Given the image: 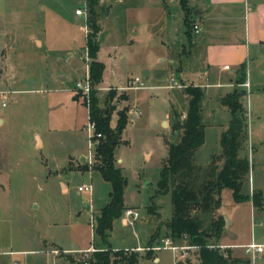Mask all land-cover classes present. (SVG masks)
Instances as JSON below:
<instances>
[{
  "label": "rangeland",
  "instance_id": "374dc122",
  "mask_svg": "<svg viewBox=\"0 0 264 264\" xmlns=\"http://www.w3.org/2000/svg\"><path fill=\"white\" fill-rule=\"evenodd\" d=\"M107 1L94 0L98 24ZM6 2L11 6L15 0ZM157 3L158 0L128 1V15L140 19L138 27H144L146 19L152 24L149 33L153 56L157 49H161L160 42L153 38L160 34L157 21L153 24L159 19ZM77 8L84 9L86 14L77 16ZM24 10L28 17L30 15V24L24 26L22 32H38L47 42L49 53L44 57V54L34 52L23 37L18 41L16 37L10 47L12 65L9 63L8 80L6 85L0 82L7 93L4 105L0 95V264H78L80 260L89 259L93 251L107 249L112 252V261L117 258V264H126L125 260L131 253L138 255L137 261L131 264H175L177 260L184 263L187 259L200 264L196 258L197 248L190 249L185 258L178 256L174 263L175 251L162 247L166 223L173 212L170 193L161 194L157 185L161 162L167 155L163 135L170 128L165 120H169L173 113L168 102V89L146 90L151 95L142 97L139 109L136 107L141 110V115L122 129V139L119 134L117 136L113 154L126 180L124 204L130 207L126 209H132L138 215L132 220L131 216L125 215V209L113 222L107 241H102L94 232L96 216L109 201L110 185L97 170L81 171L70 161L79 158L78 153L87 156L90 149L85 128L88 117L84 116L90 93L75 89L80 100L75 103L72 99L74 92L69 87L85 76L84 58L89 62L81 26L90 15L88 0H36L35 7L31 5ZM114 23V15L103 18L97 57L108 68L117 57L115 66H121L126 75L140 74L135 72L132 54L136 48L122 42L129 34L124 32L118 37L120 33L112 32ZM71 38L81 51L74 58L71 57L74 48L71 45L65 47ZM21 47L24 53L14 55ZM119 53H123L125 58L119 60ZM14 59L19 63L15 65ZM1 61L0 56V73ZM250 63L247 69L252 91L250 89L242 98L248 110L249 136L245 151L250 167L243 191L259 189L264 200V59L260 62L252 59ZM228 72L234 73L233 67ZM56 74H68L66 87L57 80ZM43 78L46 83L41 87ZM165 82V77H160L154 85H164ZM238 86L246 92L247 86ZM95 90L98 106L105 108V97L111 90L106 93L98 88ZM136 92L140 91L131 90L130 97ZM45 96L49 97L47 108L43 107ZM107 101L109 103V99ZM207 103L202 117L205 143L195 151V163L203 167L220 153V134L228 125L230 116L228 108L219 102L215 93ZM166 111L167 116L164 117ZM35 132L43 136V147L37 145ZM166 137L167 142L175 141L176 134L171 132ZM144 152L150 154V159H146ZM78 164L92 165L87 158L83 164ZM202 173L199 172V178ZM85 183H89L92 190L79 192L77 187ZM221 201L220 209L224 216L232 219L228 228L230 234L224 240L264 242V205L253 207L250 201L237 202L229 188L223 189ZM86 203L90 205L89 209ZM202 216L206 222L211 218L207 213ZM149 243L160 249H153L151 257L145 258ZM218 244L221 249L227 248L219 240ZM87 246L89 248L83 249ZM55 250L57 252L54 253ZM155 254L160 256L159 262L152 259ZM240 256L248 258L245 251ZM259 263L258 258L254 264Z\"/></svg>",
  "mask_w": 264,
  "mask_h": 264
},
{
  "label": "crops",
  "instance_id": "0c3cea01",
  "mask_svg": "<svg viewBox=\"0 0 264 264\" xmlns=\"http://www.w3.org/2000/svg\"><path fill=\"white\" fill-rule=\"evenodd\" d=\"M128 1L129 0H109L103 5V8L107 6L109 9L108 12L105 13L104 8L103 15L99 19L98 25H100V29L97 32L96 41L99 42L100 47L101 41H99V37L102 30L101 24L103 18L114 15L115 23L112 32L120 33L117 35L118 37L124 32L125 34H129V37H125L122 42L129 47L136 48V51H138H132V54L135 58L134 62L136 64L135 72H140V74L137 73L131 77L126 75V71L121 69V66H115L117 63V57L114 56L115 59H112L113 65H111L110 68L104 64L102 72L103 77L97 88L98 90H102V93H106L109 90H116L115 98L112 101V105L115 108L111 111L109 121L112 128H116L118 110L124 107L128 108L126 112L127 124L134 123L133 118L140 116L142 112L139 110V113L136 115L133 113L132 109L136 107L139 109L138 106H140V100H143L142 97L151 95L149 94V91L146 90L168 89V102L170 104V110L173 112L172 117L168 115L169 120H165V124L170 128L169 132L163 135L165 148L168 149L166 142L167 139L165 141V137L172 132L171 126L174 123L173 118H175V114L180 115V118L184 117L188 109V100L190 96L185 91L184 87L186 85H198L204 90V96L201 101V120L203 117V107L208 104L207 102L211 98L212 93L217 95L220 102V97L235 87L234 80L237 76L238 68L241 65H244L246 69L245 82L248 83L246 85V93L250 89V91H252L250 74L248 75V69L251 65L250 62L252 59L257 60L258 62L264 59V0H186V6L191 11L189 19L192 24L197 23L199 25L198 32H194L192 27L188 30L187 23L185 22V10L183 6H181L180 0H158L157 7H159L158 9L160 10L159 19L155 21H153V19L152 21L153 24L157 21L160 34L153 38H156L158 42H160L161 49H157L154 56L152 55L151 35L149 33L152 31L150 29L152 24L150 25V20L146 19L145 26L138 27L137 23L140 19L138 20L137 18L128 15ZM0 2V56L3 64L0 73V82L2 81L1 84L6 85L8 80L7 73L9 71V63L12 65V61L10 60L12 55L10 47L15 42L13 40H15L16 37L17 41L20 37H23V41H27L29 46L33 47L34 52L44 54V57L49 53V49L47 50L48 44L38 32H31L30 30V32L26 30V33L24 30V33L22 32L23 27L30 24V15L28 17V12L24 10V8H30L31 5L35 7L36 0H15L14 4L11 6L6 5V0H1ZM75 14L77 16L82 15H78L76 11ZM85 24L84 20L81 25L85 33L84 49L86 48L87 43ZM146 31L148 34H146ZM70 45L74 48L71 51V57L74 58V56H79L81 51H78L77 49L79 47L78 43H73L71 38V42L69 40V43H67L65 47H69ZM21 49L22 47L18 48L14 55L18 56L21 53H24ZM118 57L119 60L125 58L123 53H119ZM14 62L15 65L19 63L15 59ZM84 62L87 70L88 61L85 60V58ZM225 66H228V68H225ZM66 67L70 70L72 69V66L66 65ZM231 67H233L234 70V73L232 74L228 72ZM141 75L142 77H140ZM67 76L68 74H56L57 80L63 83L64 87L67 86ZM135 76H139L144 81V87L128 88V85ZM160 77H165V84L154 85V82ZM41 82L40 86L42 87L44 83H46V79L43 78ZM245 82L240 85L245 86ZM1 86V104L4 105L3 99L6 97L4 98L3 94L5 93L7 95V93L6 89H3ZM69 87L71 88V91L74 92V95L72 96L73 101L78 103L80 100L75 94L77 91L74 88V82L69 84ZM131 90H138L140 92H136L137 94L133 95L131 98L129 93ZM43 100V107L45 106V108H47L49 97L45 96ZM81 104L83 105L84 103L81 102ZM114 113H116V117L114 116ZM85 115L89 117V108L87 112L84 113V116ZM165 116H167V111L165 112L164 117ZM113 121L116 123L114 124ZM84 124L85 123L83 122V125ZM121 133L122 130H119L120 139H122ZM34 134L36 136L37 145L43 147L45 144L43 136L38 132H35ZM204 143L205 140L200 146ZM144 154L146 159H150V154L147 152H144ZM78 156L79 158L71 159L70 161H73V165L81 170L80 168L82 166H79L78 163L80 162L83 164L87 156L82 153H78ZM164 159H166V157L163 158L162 161ZM243 184L245 185V182ZM251 191L252 189L248 192H243L250 194ZM222 192L223 190L221 191V194ZM246 201H250L253 207H256L250 198ZM87 208L89 209L90 205H88ZM126 208L130 207L126 206ZM217 212L222 214L225 218V230L222 232L223 235L218 239L220 244L227 247L226 249L230 250L233 256H240L241 253H244V249H242L243 246L250 242L236 243L224 240L230 234L228 233V228L232 224V219L227 215L224 216L220 207ZM250 241L254 240L251 239ZM59 247L62 248L61 246ZM87 248H89V246L84 247L83 249ZM174 251L176 258L174 259L175 263V260H177L178 256H181L182 252L178 250ZM187 251L189 254L190 249ZM196 258L198 259L197 256ZM258 258L260 262L259 264H264V256ZM152 259L159 262L160 256L155 254ZM191 261L193 264V260Z\"/></svg>",
  "mask_w": 264,
  "mask_h": 264
},
{
  "label": "trees",
  "instance_id": "16d2710c",
  "mask_svg": "<svg viewBox=\"0 0 264 264\" xmlns=\"http://www.w3.org/2000/svg\"><path fill=\"white\" fill-rule=\"evenodd\" d=\"M185 10V22L188 30L193 28L189 19L191 11L186 6V0H180ZM94 0H88L90 15L86 19L88 33L86 36V48L88 73L90 74L91 92L89 96V118L96 123V130L101 132L100 140L95 148V161L92 165H83L82 171L95 169L109 183V201L100 208L97 216L95 233L103 241H107L108 231L113 222L126 209L124 204L125 177L121 168L116 164L113 154V136L117 129L120 131L127 124V107L118 110L116 128L110 125L111 111L110 101L115 97L116 90H111L105 97L106 107L98 106L99 99L96 90L103 77L104 63L98 59L97 51L99 42L96 41L100 25L95 17ZM246 69L244 65L238 68L234 80L235 87L220 97V103L229 110V122L220 134L221 151L215 154L205 167L195 163V151L205 140L204 123L201 120L202 98L204 90L198 85L188 84L185 91L189 94L188 109L184 117L175 114V122L171 129L179 134V140L167 142L168 149L166 159L160 167V178L157 185L162 194L170 193L173 212L166 223L165 237H170L176 244L187 242L196 246L197 257L200 264H251L249 258L232 255L228 249H221L218 239L224 231L225 218L216 213L221 206V191L229 188L232 197L237 202L246 201L249 198L256 207L263 206L262 194L258 189H252L250 194L243 192V183L246 181L249 167V158L245 151L248 140V121L242 98L246 95L240 84L245 82ZM203 172L199 178V172ZM211 217L208 222L203 218L204 213ZM210 234V235H208ZM186 235V236H185ZM185 236V237H184ZM150 244V243H149ZM152 246V243L149 245ZM122 250V249H120ZM118 250V251H120ZM113 252L117 254V252ZM111 251H93L87 260H80L78 264H117L118 260H111ZM152 250L147 249L145 258H150ZM138 255L131 253L125 263L131 264L137 261ZM175 264H192L190 259L186 262Z\"/></svg>",
  "mask_w": 264,
  "mask_h": 264
},
{
  "label": "built area",
  "instance_id": "2783aa9c",
  "mask_svg": "<svg viewBox=\"0 0 264 264\" xmlns=\"http://www.w3.org/2000/svg\"><path fill=\"white\" fill-rule=\"evenodd\" d=\"M76 13L78 15H80V14H84L85 15L86 11L84 9H82V8H77L76 9ZM193 30H194V32H198L199 25L197 23H195L193 25ZM86 33H88V26L87 25H86ZM85 51H86L85 52L86 58L88 59V57H87V49ZM225 68H228V66H225ZM247 84L248 83L245 82V86ZM131 87L132 88L144 87V81L140 77L135 76L131 80L130 84L128 85V88H131ZM74 88L76 90H79V91L83 92L84 94H89L91 92V81H90V74L88 73V69L86 70L85 76L82 79H78V80H76L74 82ZM3 97L4 98L6 97L5 93L3 94ZM3 104H4V102H3ZM132 111L136 115L139 113V110L136 109V108L132 109ZM85 128H86L87 133H88V138L90 139V141H89L90 149L88 151V155H87L86 158L89 160V162L93 163L95 161V155H94L95 154V148H96V146L99 143V140H100L99 138L101 136V132H98L96 130V123L93 120H91L89 117H88L87 125H86ZM92 160H93V162H92ZM77 189H78L79 192H83V193H85L86 191H91L92 190L91 185L89 183H85L83 185H79L77 187ZM124 213L127 216H131L132 219H135V217H137V215H138L137 212L133 211L132 209H126ZM163 242H164V245L162 246L163 248H168V249L170 248L172 250L181 251L182 252V254H181L182 257H185V255L188 254V251H187L188 249L196 248V246L190 245L188 243L176 244V243H174L172 241V239L170 237L163 239ZM147 249H151V250L160 249V247L152 245V246H150ZM243 249H244L245 253L247 254L251 264H254L258 257L264 256V243L250 241V243H248V244L243 246ZM53 252L55 253L57 251L55 250Z\"/></svg>",
  "mask_w": 264,
  "mask_h": 264
},
{
  "label": "water",
  "instance_id": "95a60500",
  "mask_svg": "<svg viewBox=\"0 0 264 264\" xmlns=\"http://www.w3.org/2000/svg\"><path fill=\"white\" fill-rule=\"evenodd\" d=\"M104 8H105L104 12L107 13L109 8H107V6H105ZM118 134H119V129L116 130V133H115L114 136H113V142H116V141H117V136H118ZM179 138H180V137H179V134H177V135H176L175 143L178 142ZM85 205H87V203H86ZM87 206H88V205H87ZM227 223H228V221H227ZM208 235H210V234H208Z\"/></svg>",
  "mask_w": 264,
  "mask_h": 264
}]
</instances>
